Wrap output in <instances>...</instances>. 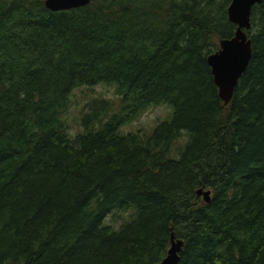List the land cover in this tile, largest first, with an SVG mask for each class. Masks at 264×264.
<instances>
[{
    "label": "trees",
    "instance_id": "trees-1",
    "mask_svg": "<svg viewBox=\"0 0 264 264\" xmlns=\"http://www.w3.org/2000/svg\"><path fill=\"white\" fill-rule=\"evenodd\" d=\"M230 1L0 0V264H156L171 233L176 264H264V0L224 104L206 58ZM98 84L117 101L71 131L74 90Z\"/></svg>",
    "mask_w": 264,
    "mask_h": 264
},
{
    "label": "water",
    "instance_id": "water-1",
    "mask_svg": "<svg viewBox=\"0 0 264 264\" xmlns=\"http://www.w3.org/2000/svg\"><path fill=\"white\" fill-rule=\"evenodd\" d=\"M91 0H43L47 9L52 11L65 10L85 6ZM261 0H231L227 8L229 21L235 24V31L230 38L220 39L218 49L210 53L206 61L213 76V82L218 89V95L224 104H227L233 94L234 87L245 71L251 58V40L246 33L251 26L250 12L254 4ZM210 190L198 188L196 194L205 202L210 199ZM183 241L174 239L170 234V246L166 255L156 264H176Z\"/></svg>",
    "mask_w": 264,
    "mask_h": 264
},
{
    "label": "rangeland",
    "instance_id": "rangeland-1",
    "mask_svg": "<svg viewBox=\"0 0 264 264\" xmlns=\"http://www.w3.org/2000/svg\"><path fill=\"white\" fill-rule=\"evenodd\" d=\"M99 97L107 98L114 102L117 101V97L114 95L112 87L110 86L98 84L92 88L80 87L74 90L71 106L65 115L71 127V131L78 130L81 114L89 108V104L94 98ZM167 113L168 109L162 105L148 108L135 119L124 124L122 130L128 132L140 129L143 132H148L154 127L156 122L164 119ZM118 224L119 222H116L114 226Z\"/></svg>",
    "mask_w": 264,
    "mask_h": 264
}]
</instances>
